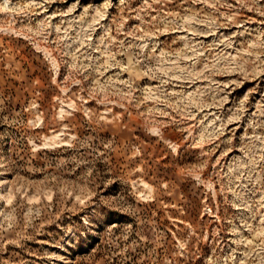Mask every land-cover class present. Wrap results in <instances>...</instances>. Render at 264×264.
I'll return each instance as SVG.
<instances>
[{"label":"rangeland","instance_id":"1","mask_svg":"<svg viewBox=\"0 0 264 264\" xmlns=\"http://www.w3.org/2000/svg\"><path fill=\"white\" fill-rule=\"evenodd\" d=\"M0 264H264V0H0Z\"/></svg>","mask_w":264,"mask_h":264}]
</instances>
